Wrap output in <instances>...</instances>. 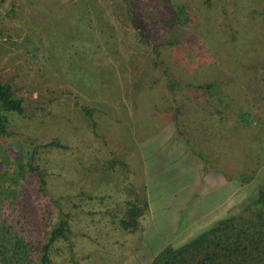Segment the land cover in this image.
<instances>
[{
    "label": "rangeland",
    "instance_id": "374dc122",
    "mask_svg": "<svg viewBox=\"0 0 264 264\" xmlns=\"http://www.w3.org/2000/svg\"><path fill=\"white\" fill-rule=\"evenodd\" d=\"M125 1L0 0V81L24 106L0 136V158L14 153L26 164L34 152L47 179L38 202L56 213L57 199L70 211L81 264H148L163 234L177 230L173 246L186 243L239 213L264 185V164L247 182L238 178L249 161L244 154H261L253 134L264 133V0H129L131 14ZM174 1L186 6L187 21L174 20ZM185 35L192 42L202 35L207 52L170 44ZM207 57L211 66L183 70L186 61ZM206 73L258 120L235 144L232 135L212 138L201 159L175 134L173 114L163 113L177 100L185 103V124L192 126L194 107L207 115L209 96L185 86ZM235 110L215 111L216 127L231 132ZM52 140L66 148L48 146ZM129 202L143 210L134 232L119 225ZM66 246L57 244L54 264H69Z\"/></svg>",
    "mask_w": 264,
    "mask_h": 264
},
{
    "label": "trees",
    "instance_id": "16d2710c",
    "mask_svg": "<svg viewBox=\"0 0 264 264\" xmlns=\"http://www.w3.org/2000/svg\"><path fill=\"white\" fill-rule=\"evenodd\" d=\"M124 3L128 14H131L132 5L129 4V0ZM172 5L175 8L174 20L177 22L187 21L188 17L184 15L186 6L177 1H174ZM181 15L184 16V19L181 18ZM138 34L142 35V33ZM202 38V35H199L196 37V41L192 42L185 35L175 43L170 41V44L189 47L195 52L197 48L204 46ZM236 38L235 34L231 35V39L235 40L234 44ZM228 42L230 41L227 40L226 43ZM204 49L207 52L205 46ZM152 52L153 58L160 57L159 46H155ZM208 60L207 57L186 61L183 70H193L195 67L207 68L211 66ZM153 65L158 64L155 62ZM171 71L172 67L165 66L164 73L169 77L172 75ZM261 73L264 75L263 65ZM168 76L166 86L174 90L175 80ZM258 77H260V72L255 75V78ZM219 81L215 74L210 76L206 73L201 82L190 81L185 84L187 88L203 90L209 96L204 97L210 104L208 108L212 109L207 115H204L202 112L204 108L197 110L194 107L196 111L191 114V117L195 118L192 120V126L185 124L186 120L181 115V107L185 108V103L182 101L175 100L176 106L173 109H164L163 113L173 114L170 121L176 129L175 134L183 137L191 150L201 159H206L210 154L209 143L212 138L225 142L228 141L229 135H232L235 144L238 139H242V133L246 137V129L253 130L254 125H257L258 119L254 112L248 108H241V105L235 102L232 93L221 90ZM262 86L261 100L264 102L263 83ZM209 98L212 99L209 100ZM216 101L221 106L219 110ZM229 107L236 108V124H234L233 131L226 133L221 127H216L213 115L215 111L223 113V110L225 112ZM23 111V99L14 94L8 82L0 81V136H5L8 133L10 118L14 115H21ZM184 111L182 110V112ZM86 113L91 114L89 111ZM202 120L206 122V125L201 124ZM92 125L96 126V122L93 121ZM204 129L207 131L205 132ZM253 135L254 139L260 140L261 154L256 157L244 154V158L249 161L247 166L244 165L246 168L238 177L243 182H247L259 165L261 167L264 164L262 157L264 156V133H260L259 137L258 133L254 131ZM201 142L202 144L207 143L206 146H203ZM47 145L66 148L57 140H52ZM1 155L3 158H0V264H54L58 243L67 245L69 264H81L71 242L70 211L66 210L65 206L57 199L53 201L57 208L56 213H49L46 202L41 200L38 202L40 194H48L47 179L46 172L35 165L33 161L34 152L30 153V160L26 164H23L19 160V156L17 157L14 153V156ZM244 174L245 177H241ZM250 195V199L243 204L239 213L225 216L213 227L186 243L165 246L153 255L148 264H264V185H261L260 190L252 189ZM128 204L130 209H127L126 216L119 220V225L124 230L134 232L138 228L139 216L143 210L133 202ZM146 206L147 203L144 202L143 208Z\"/></svg>",
    "mask_w": 264,
    "mask_h": 264
},
{
    "label": "crops",
    "instance_id": "0c3cea01",
    "mask_svg": "<svg viewBox=\"0 0 264 264\" xmlns=\"http://www.w3.org/2000/svg\"><path fill=\"white\" fill-rule=\"evenodd\" d=\"M221 184H222V182L220 181V187H221ZM201 192V191H200ZM147 205L149 206H147V209L148 210H146V212L149 214H151V208H152V206L149 204V203H147ZM210 209H212L211 207L210 208H207L203 213H202V215H204V214H206L207 213V211H209ZM193 222V221H192ZM192 222L190 223V224H192ZM180 233L181 232H177V230H176V232H174L173 234H170V235H168L169 233H167V235H168V238L166 237L167 235H165V234H163V237H161V238H163V242L162 241H160V246H158V250H156L155 252L156 253H158L161 249H163L165 246H168V245H174V242H176L177 241V239L179 238V235H180ZM157 237V236H156ZM175 246H177V245H175Z\"/></svg>",
    "mask_w": 264,
    "mask_h": 264
}]
</instances>
